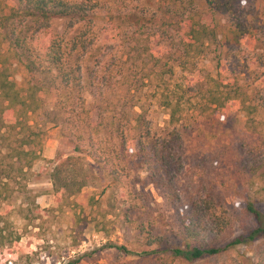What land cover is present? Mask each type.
<instances>
[{"label":"rangeland","instance_id":"obj_1","mask_svg":"<svg viewBox=\"0 0 264 264\" xmlns=\"http://www.w3.org/2000/svg\"><path fill=\"white\" fill-rule=\"evenodd\" d=\"M71 1L97 5L91 13L88 36L93 44L82 59L98 78L114 77L106 91L109 104L94 102L85 95L88 114L78 112L79 124L85 127L105 119L100 128L106 131L110 123L120 120V107L126 102L129 105L127 79L146 74L147 68L139 61L144 55L139 53L157 39L169 43L172 19L166 10L168 0ZM209 1L217 13V41L195 72L199 78L219 75L251 91L248 93L261 106L253 116L255 121L249 123L243 112H237L220 122L201 113L200 105L192 101L184 114L181 137L170 146V191L149 185L142 170H132L129 177L113 183L101 166L86 157L92 184L59 205L53 203L49 174L57 157L73 155L69 145L60 144V127L43 126L41 159L32 167L28 192L13 194L0 205V227L5 224L9 233L20 236L22 250L7 256V264H127L137 260V253L143 249L145 236L139 233L140 228L152 235L170 236L179 230L180 219L189 215L192 201L208 199L214 201L216 214L228 222L227 231L216 240L224 251L191 264L257 263L262 241L226 245L256 226L244 210L246 204L251 203L264 217V0ZM0 4L10 7L12 3L0 0ZM66 23L53 21L50 33H62ZM235 27L254 39L251 47L234 44L229 30ZM24 79L22 68L15 67L11 80L20 85ZM205 83L198 85L207 89ZM143 91V95L150 92L148 87ZM187 95L193 97L195 93ZM143 98L142 113L151 132L164 135L168 130L166 110L155 99ZM125 110L130 117L127 107ZM135 111L141 113L138 108ZM36 119L40 122L39 117ZM134 134L131 131L128 135ZM107 135L101 133L100 138ZM128 135L125 132L126 138ZM118 141L113 137L106 146ZM117 154L115 163L134 161L126 152ZM116 247H125L132 254H121ZM0 264L4 259L0 258Z\"/></svg>","mask_w":264,"mask_h":264},{"label":"trees","instance_id":"obj_2","mask_svg":"<svg viewBox=\"0 0 264 264\" xmlns=\"http://www.w3.org/2000/svg\"><path fill=\"white\" fill-rule=\"evenodd\" d=\"M9 1L10 7L0 4V205L13 194H26L32 167L41 159L42 128L47 124L61 128L60 144L69 145L73 155L57 157L49 174L53 203L59 205L92 184L86 157L101 166L113 183L129 177L132 170H142L149 185L170 191V146L181 137L184 114L192 101L200 105L201 113L220 122L237 112H243L247 122L255 121L253 116L261 106L249 90L219 75L199 78L195 72L217 41V13L209 0H168L166 10L172 19L169 43L157 39L139 53L144 55L139 61L147 68L146 74L127 79L129 105L122 104L120 120L110 123L106 131L100 128L105 119L99 118L100 123L94 125L86 123L85 127L78 119V112L88 114L85 95L94 102L109 104L106 91L114 78H98L82 59L93 44L88 36L91 13L97 5L71 0ZM55 20H67L62 33H50ZM229 33L234 44L252 46L254 39L238 27ZM15 67L25 73L20 85L11 80ZM203 81L207 89L199 87ZM147 87L150 92L143 95ZM192 91L195 95L188 97ZM146 95L167 112L168 130L164 135L153 134L142 113L141 102ZM137 108L141 113L135 111ZM131 131H135L132 137L128 135ZM101 133L104 137L108 134L107 138H100ZM113 137L119 141L108 148L106 141ZM118 151L126 152L134 161L115 163ZM189 210V215L180 219L179 230L170 236L152 235L140 228L139 233L145 236L142 243L139 241L143 249L137 253V260L127 264H191L221 254L224 248L218 247L216 240L227 231L228 222L216 214L214 201L194 200ZM244 210L256 226L226 248L260 240L262 248L256 264H264V217L251 203ZM19 241L20 236L9 233L5 224L0 227V258L4 264L9 262L7 256L22 253ZM116 251L132 254L125 247H116Z\"/></svg>","mask_w":264,"mask_h":264},{"label":"built area","instance_id":"obj_3","mask_svg":"<svg viewBox=\"0 0 264 264\" xmlns=\"http://www.w3.org/2000/svg\"><path fill=\"white\" fill-rule=\"evenodd\" d=\"M9 264H11V263H9Z\"/></svg>","mask_w":264,"mask_h":264}]
</instances>
